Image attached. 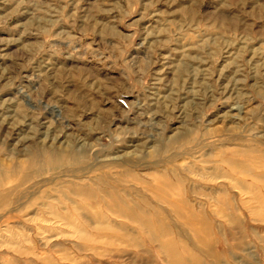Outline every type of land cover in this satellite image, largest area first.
<instances>
[{
  "label": "rangeland",
  "instance_id": "374dc122",
  "mask_svg": "<svg viewBox=\"0 0 264 264\" xmlns=\"http://www.w3.org/2000/svg\"><path fill=\"white\" fill-rule=\"evenodd\" d=\"M0 264H264V0H0Z\"/></svg>",
  "mask_w": 264,
  "mask_h": 264
}]
</instances>
